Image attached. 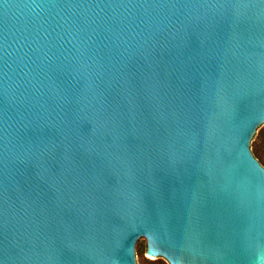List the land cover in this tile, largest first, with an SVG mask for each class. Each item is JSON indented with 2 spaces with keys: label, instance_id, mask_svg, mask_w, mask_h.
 <instances>
[{
  "label": "water",
  "instance_id": "water-1",
  "mask_svg": "<svg viewBox=\"0 0 264 264\" xmlns=\"http://www.w3.org/2000/svg\"><path fill=\"white\" fill-rule=\"evenodd\" d=\"M264 0H0V264H264Z\"/></svg>",
  "mask_w": 264,
  "mask_h": 264
},
{
  "label": "rangeland",
  "instance_id": "rangeland-1",
  "mask_svg": "<svg viewBox=\"0 0 264 264\" xmlns=\"http://www.w3.org/2000/svg\"><path fill=\"white\" fill-rule=\"evenodd\" d=\"M252 154L258 161L264 164V137L252 146ZM138 260L140 264H158L149 262L144 246L138 255Z\"/></svg>",
  "mask_w": 264,
  "mask_h": 264
},
{
  "label": "trees",
  "instance_id": "trees-1",
  "mask_svg": "<svg viewBox=\"0 0 264 264\" xmlns=\"http://www.w3.org/2000/svg\"><path fill=\"white\" fill-rule=\"evenodd\" d=\"M259 163L264 167V164L259 161Z\"/></svg>",
  "mask_w": 264,
  "mask_h": 264
}]
</instances>
